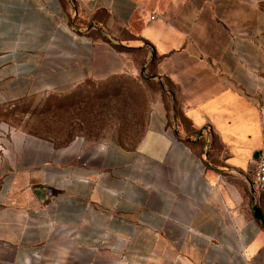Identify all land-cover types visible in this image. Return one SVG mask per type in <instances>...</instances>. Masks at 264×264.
<instances>
[{"label": "crops", "instance_id": "1", "mask_svg": "<svg viewBox=\"0 0 264 264\" xmlns=\"http://www.w3.org/2000/svg\"><path fill=\"white\" fill-rule=\"evenodd\" d=\"M137 65L186 123L160 103L132 147L24 143L0 175V264H264V189L246 182L264 0H0V106Z\"/></svg>", "mask_w": 264, "mask_h": 264}, {"label": "rangeland", "instance_id": "2", "mask_svg": "<svg viewBox=\"0 0 264 264\" xmlns=\"http://www.w3.org/2000/svg\"><path fill=\"white\" fill-rule=\"evenodd\" d=\"M153 74L152 65H137L102 80L0 106V175L19 164L17 155L30 154L24 143L36 139L51 140L55 146L77 139L132 147L160 103L167 124H185L178 104L170 99L174 88Z\"/></svg>", "mask_w": 264, "mask_h": 264}, {"label": "built area", "instance_id": "3", "mask_svg": "<svg viewBox=\"0 0 264 264\" xmlns=\"http://www.w3.org/2000/svg\"><path fill=\"white\" fill-rule=\"evenodd\" d=\"M247 185L253 195L264 189V147L259 149L257 157L254 159ZM39 251L35 253L38 257Z\"/></svg>", "mask_w": 264, "mask_h": 264}, {"label": "trees", "instance_id": "4", "mask_svg": "<svg viewBox=\"0 0 264 264\" xmlns=\"http://www.w3.org/2000/svg\"><path fill=\"white\" fill-rule=\"evenodd\" d=\"M253 216L258 220L259 224L264 230V216L261 213V211L258 209V207H254L252 209Z\"/></svg>", "mask_w": 264, "mask_h": 264}, {"label": "water", "instance_id": "5", "mask_svg": "<svg viewBox=\"0 0 264 264\" xmlns=\"http://www.w3.org/2000/svg\"><path fill=\"white\" fill-rule=\"evenodd\" d=\"M257 155H258V151H255L254 153H253V155H252V158H256L257 157Z\"/></svg>", "mask_w": 264, "mask_h": 264}]
</instances>
